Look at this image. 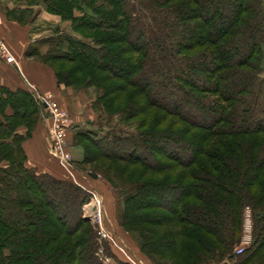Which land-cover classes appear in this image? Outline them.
<instances>
[{
  "label": "trees",
  "instance_id": "obj_1",
  "mask_svg": "<svg viewBox=\"0 0 264 264\" xmlns=\"http://www.w3.org/2000/svg\"><path fill=\"white\" fill-rule=\"evenodd\" d=\"M11 3L5 16L20 26L40 11L69 23L72 33L55 28L24 52L58 86L84 78L122 123L156 112L155 121L131 124L133 132L73 137L83 148L78 168L97 160L118 167L104 179L140 252L152 264H264V0ZM125 91L137 98L123 110L103 104ZM43 110L31 92L0 88V264H104L82 218L89 193L26 165L22 145ZM246 207L252 242L237 255Z\"/></svg>",
  "mask_w": 264,
  "mask_h": 264
},
{
  "label": "rangeland",
  "instance_id": "obj_2",
  "mask_svg": "<svg viewBox=\"0 0 264 264\" xmlns=\"http://www.w3.org/2000/svg\"><path fill=\"white\" fill-rule=\"evenodd\" d=\"M55 28H60L64 31L72 33L70 31L68 22L62 21L58 16L48 14L47 12L46 18L40 19L38 22H36L34 27H30L29 33H31L33 37H36L33 38L35 39L33 40V42L35 43V41H40L41 39L48 37ZM37 47H40L43 53L47 50L46 45L42 43L38 44ZM83 79L80 78L78 86L68 88L69 91L72 93V96L64 97L67 106L64 105L62 106L63 108L59 106L67 111L71 122L67 130L66 141L68 145L67 151L72 158L71 167L73 168H69L68 170L62 168L64 172L61 174L68 177L73 183L80 186L82 189L86 190L89 193L90 197L87 203L93 197V193H95L99 197L100 206L98 208L101 211L99 220L102 224L103 230H105V233H107V236H109L110 242L107 245L112 253V255L106 256L108 261H104V264H114L115 262L113 257L129 264H152L140 252L136 238L131 233L124 231L120 227L121 211L119 197L116 192V189H114L113 186H111L104 179V174L107 173H114L115 175H117L118 167H114L113 169L112 166H114V164H110L102 160H97L87 165H83V167L80 166L79 168H82L83 170L79 169L76 166V163L82 159L83 148L74 143L73 137L75 136L76 131L84 130H91L93 132H96L100 137H103L105 133L108 132H133V129L130 126L131 124L138 123L147 118L149 122L155 121V116H157V114L155 111L149 109L146 110V113L141 112L138 119L133 121L131 124L130 122L122 123L120 122L118 113L112 114L111 116V114L108 115L103 111L102 105L97 100L98 96L100 95V92L93 87H85L83 85ZM116 98H118V101L114 102V104L111 106L108 105L110 100H108V102L104 101L103 104H106V108L110 109L111 111L118 112L127 107L129 102L135 101L137 97H134L132 91H125L123 95H116L115 99ZM53 100L55 101V103H57L54 97ZM46 116L48 118L47 113ZM168 121L161 122L160 125L162 127H166L170 123V120ZM89 170L94 172L96 171V173H94V178L90 177L87 174L86 171ZM132 171L133 170L131 169L130 173ZM130 173L128 174L129 178H131ZM81 210L82 218L89 223V226L94 231L97 239V234L95 230L96 226L91 223L89 217L83 216V206ZM91 211L89 210L88 212L91 213ZM97 212V210H93L92 214H96ZM242 214V233L240 243L243 237L245 241L248 240V244L245 245L246 250L251 245L252 230L254 227L250 208L246 207ZM158 260L159 262H161V264H181V262H177V260L163 261L162 258H159Z\"/></svg>",
  "mask_w": 264,
  "mask_h": 264
},
{
  "label": "crops",
  "instance_id": "obj_3",
  "mask_svg": "<svg viewBox=\"0 0 264 264\" xmlns=\"http://www.w3.org/2000/svg\"><path fill=\"white\" fill-rule=\"evenodd\" d=\"M11 8H13L11 0H0V36L16 61V65L0 63V88L23 89L36 97L50 94L59 106H67L64 97L72 96L69 89L57 85L49 67L24 56L28 46L35 40L33 38H36L29 33L30 27H34L40 19L46 18V12L40 11L32 24L20 26L6 18L5 11ZM10 112V109L6 110L7 114ZM48 125L49 119L43 110L31 136L22 145L27 156L26 165L34 168L38 173H48L60 178L64 171L51 155L47 136ZM17 132L22 135L25 133V128L20 127Z\"/></svg>",
  "mask_w": 264,
  "mask_h": 264
},
{
  "label": "built area",
  "instance_id": "obj_4",
  "mask_svg": "<svg viewBox=\"0 0 264 264\" xmlns=\"http://www.w3.org/2000/svg\"><path fill=\"white\" fill-rule=\"evenodd\" d=\"M0 63L16 65V61L12 52L10 51L4 40L1 38V36ZM37 99L39 103L43 105L45 113L48 114L49 125L47 128V136L50 142V151L52 153V156L61 168L68 170L69 168H72V158L67 151L68 145L66 141L67 130L71 123L69 114L66 110L59 107V105L53 100V97L49 94L45 96H39L37 97ZM92 195L93 197L90 199V201L83 205V216L89 217L91 223L96 226V240L98 244L97 255L103 262H107L108 259L104 255L103 244H109L110 240L109 236H107V233H105V230H103L102 224L99 220L101 212L98 208L100 206L99 197L95 193H93ZM89 210H92L91 213L88 212ZM93 210H97L98 212L96 214H92ZM243 238L239 246L235 249V254L237 255L242 254V252L245 250V245L248 244V240L245 241V239Z\"/></svg>",
  "mask_w": 264,
  "mask_h": 264
},
{
  "label": "water",
  "instance_id": "obj_5",
  "mask_svg": "<svg viewBox=\"0 0 264 264\" xmlns=\"http://www.w3.org/2000/svg\"><path fill=\"white\" fill-rule=\"evenodd\" d=\"M92 178H94V176H92L91 174H89Z\"/></svg>",
  "mask_w": 264,
  "mask_h": 264
}]
</instances>
